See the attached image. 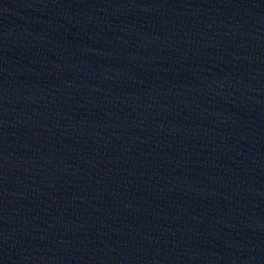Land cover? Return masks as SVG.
I'll return each instance as SVG.
<instances>
[{
  "label": "water",
  "instance_id": "water-1",
  "mask_svg": "<svg viewBox=\"0 0 264 264\" xmlns=\"http://www.w3.org/2000/svg\"><path fill=\"white\" fill-rule=\"evenodd\" d=\"M0 264H264V0H0Z\"/></svg>",
  "mask_w": 264,
  "mask_h": 264
}]
</instances>
